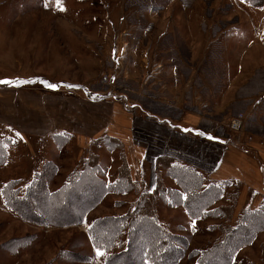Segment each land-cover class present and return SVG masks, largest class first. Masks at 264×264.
Instances as JSON below:
<instances>
[{
	"label": "rangeland",
	"instance_id": "obj_1",
	"mask_svg": "<svg viewBox=\"0 0 264 264\" xmlns=\"http://www.w3.org/2000/svg\"><path fill=\"white\" fill-rule=\"evenodd\" d=\"M186 4H191V0ZM180 5L179 0H59V4L57 0H0V60L3 61L0 62V80L13 81L0 83V99L8 104L15 101L14 85L53 90L45 83L56 85L54 90L66 91V83L96 78L99 86L119 90L131 105L141 103L143 96L149 93L157 97L159 80H164L168 63L160 59L158 48L161 45L149 49L141 35L148 33L152 24L165 15L168 27L173 28L177 18L174 9ZM245 7L250 9L251 5ZM150 13L155 19L147 22ZM245 17L242 14L238 18L243 20L239 27L245 31L246 42L254 44L264 40V32L255 35V28L244 22ZM132 24L139 30V38L135 34L137 30L121 28ZM100 46L107 49L106 55L100 54ZM254 49V45L249 48ZM212 51L210 49L202 56L204 65L212 60ZM32 76L41 78H28ZM24 80L33 82L18 83ZM168 80L171 85L172 79ZM175 95L171 94L170 100ZM231 132L237 138L239 132ZM52 137L53 144L49 141L37 144L13 128L0 126V264H107L106 252L100 251L103 255H97L89 226L96 218L123 214L127 203L134 198L131 191H108L93 201L102 189L98 182L109 185L115 179L107 181L117 175L114 167L111 173L100 164L101 156L96 149L116 151L114 159L119 162V168L122 160L118 143L103 139L90 148L88 154L82 155L71 137L65 134H53ZM43 169L49 171L44 180V188L49 193L59 191L64 185L62 189H66L68 176L76 169H86V172L78 183L67 188L66 195L43 201V213L46 212L39 222L27 211L18 213L8 207L3 189L8 182L16 181L15 188L22 194L25 186ZM163 179L165 185L175 188L172 178L166 176ZM89 201L94 202V206L86 212L84 219L66 224V220L78 215L79 205ZM225 201L221 198L212 206ZM261 202L262 199L258 205ZM55 203L62 205L59 210ZM64 203H68L69 208ZM247 207L250 206L239 209L236 205L229 224H234ZM156 208L159 222L171 232L183 235L187 241L184 255L177 264H197V256L190 257L189 253L214 243L218 230L212 226L220 223L221 218L192 219L183 206H168L165 200H159ZM263 231L239 248L230 264H264V234L257 236Z\"/></svg>",
	"mask_w": 264,
	"mask_h": 264
},
{
	"label": "crops",
	"instance_id": "obj_2",
	"mask_svg": "<svg viewBox=\"0 0 264 264\" xmlns=\"http://www.w3.org/2000/svg\"><path fill=\"white\" fill-rule=\"evenodd\" d=\"M179 1L173 28L165 15L141 35L147 48L161 45L160 59L168 63L157 97L149 93L141 105H131L119 90L99 86L97 78L66 83V90L82 87L71 95L14 85L16 100L8 104L0 99V126L13 128L37 144L52 143L53 134H65L82 155L98 144L94 141L116 140L132 179L140 181L144 172L149 190L155 186L156 159L176 158L201 170L209 181L240 182L238 208L256 207L264 198V40L247 43L238 17L245 14L244 22L258 35L264 32V6L249 9L242 0ZM154 19L150 13L147 22ZM121 28L137 30L135 24ZM135 34L140 37L139 30ZM252 45L255 49L249 50ZM100 47L97 50L106 55L107 49ZM210 49L212 60L204 65L202 56ZM171 94H176L172 100ZM239 112L246 121L236 138L227 121ZM96 152L106 171L117 170L116 151L100 147ZM114 179L111 176L107 182Z\"/></svg>",
	"mask_w": 264,
	"mask_h": 264
},
{
	"label": "trees",
	"instance_id": "obj_3",
	"mask_svg": "<svg viewBox=\"0 0 264 264\" xmlns=\"http://www.w3.org/2000/svg\"><path fill=\"white\" fill-rule=\"evenodd\" d=\"M242 1L258 8L264 6V0ZM99 141H94V143ZM116 142L122 160L117 169L116 178L106 186L99 181L98 185L102 189L93 201H97L103 193L108 191L119 193L131 191L134 198L127 203V209L123 214L103 216L90 223L89 235L92 244L96 250L106 252L105 262L107 264L178 263L184 255L187 241L183 235L171 232L159 222L156 208L159 200H165L168 206H183L187 215L192 219L221 218L220 223L212 226L213 229L218 230L214 243L208 248L194 249L189 253L190 257L197 256V264H230L238 249L249 244L259 231L264 230V199L256 207L250 206L243 209L236 222L229 224L233 219L241 190L240 182L209 181L196 167L176 158L161 156L156 159L155 186L149 190L143 173L140 181L132 179L122 145ZM161 166L164 169H159ZM44 170L40 171L30 181V184L25 186L22 194L18 188H15L16 181L8 182L3 189V197L7 206L18 213L27 211L41 221L46 212L43 213L45 209L43 201L53 200L58 195H66L67 188L72 187V183H78L80 177L86 172V169H76L75 172L69 174L66 189H62L64 185L59 191L49 193L44 188V180L49 171ZM161 170H164L165 175L174 180L175 188L165 185ZM230 186L232 189H229ZM221 198H225L226 201L212 206ZM54 205L57 210L62 206L59 203ZM63 205L69 208L68 203ZM69 205L72 206L73 203L70 202ZM93 206L94 202L90 201L80 204L78 215L66 220V224L81 222L86 212Z\"/></svg>",
	"mask_w": 264,
	"mask_h": 264
},
{
	"label": "built area",
	"instance_id": "obj_4",
	"mask_svg": "<svg viewBox=\"0 0 264 264\" xmlns=\"http://www.w3.org/2000/svg\"><path fill=\"white\" fill-rule=\"evenodd\" d=\"M82 90V87H73L70 89L66 90V93L71 95L74 94L78 91ZM146 118H151V115H146ZM245 115L242 112L236 113L235 115H232L231 117H229L228 121H227V127L229 130L233 131V132H240L244 129L245 127Z\"/></svg>",
	"mask_w": 264,
	"mask_h": 264
},
{
	"label": "snow or ice",
	"instance_id": "obj_5",
	"mask_svg": "<svg viewBox=\"0 0 264 264\" xmlns=\"http://www.w3.org/2000/svg\"><path fill=\"white\" fill-rule=\"evenodd\" d=\"M57 4H59V0H57ZM47 6V5H46ZM33 81H30V80H24V81H18V83H32ZM0 83H4V84H10V83H13V81H9V80H0ZM47 87H50V88H56V85H52V84H46ZM209 139H212V137H209ZM97 255L98 256H102L103 253L100 252L99 250L97 251Z\"/></svg>",
	"mask_w": 264,
	"mask_h": 264
}]
</instances>
